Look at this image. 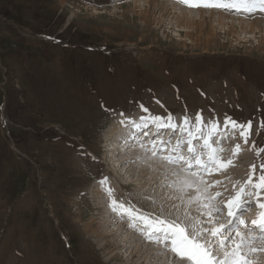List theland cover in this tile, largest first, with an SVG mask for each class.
I'll return each instance as SVG.
<instances>
[{
    "label": "rangeland",
    "instance_id": "1",
    "mask_svg": "<svg viewBox=\"0 0 264 264\" xmlns=\"http://www.w3.org/2000/svg\"><path fill=\"white\" fill-rule=\"evenodd\" d=\"M58 2L0 0V264H127L119 246L123 262L110 261L80 223L79 214L84 222L95 214L84 193L113 169L104 160L107 126L137 113L251 120L246 145L256 176L264 154L257 156L264 147V35L245 21H264V14L216 9L244 25L211 18L203 26L204 38L212 34L206 44L178 28L177 7L168 14L150 7L153 14L143 17V0ZM125 192L128 205L142 201ZM159 192L167 197L170 187Z\"/></svg>",
    "mask_w": 264,
    "mask_h": 264
},
{
    "label": "bare ground",
    "instance_id": "2",
    "mask_svg": "<svg viewBox=\"0 0 264 264\" xmlns=\"http://www.w3.org/2000/svg\"><path fill=\"white\" fill-rule=\"evenodd\" d=\"M178 2L179 0H167L166 2L165 1L161 2L159 0H146V1L143 0L142 4H145L147 8H146V12L142 13V16L145 17L149 13L153 14L154 11L151 12L149 11L150 7H153L155 10L157 7H160L161 10L159 9L157 10L158 12H160V14L163 12L164 14H168L170 6L173 9L177 7L180 12L179 15H181V18L175 19V22L178 24V28L182 27V29H186V30L188 29V31L189 30L194 31L196 33L195 40L197 41H199V38L205 34L203 32L207 31L204 29L203 26L209 23V21H211V18H215L216 16L218 17L217 21L221 23L220 26H222L224 21L226 22L229 21L231 24H233L235 23V20L238 21V24H240L241 27L242 25H244V23L241 22L242 17H229L223 13L216 14L218 13L216 9H207L203 7H188L184 4H181L180 2L179 4ZM65 3L66 0H59L58 2V4L62 6H64ZM133 3L134 5L139 4L136 1ZM195 16L197 17L195 18ZM161 17H164V15H162ZM245 22L247 24L246 25L247 30L253 32L254 29H257L258 34L264 35V28L260 27V24H264V21L262 19L255 18L251 23L250 22L248 23V21ZM230 29L232 31L228 30L227 34H231L233 32V29L232 28ZM207 33H208L207 34L208 37L204 38L203 36L204 39H202L201 41L206 44L208 43V41L211 40L209 36L212 35L210 34L209 31ZM258 45L259 46L264 45V37H261V40L259 41ZM207 48H205V52L208 51L209 48L208 49ZM138 115L139 114L137 113L135 116L137 117ZM172 118H173V123L177 125L178 128H185L184 126L185 116L182 117L175 115ZM115 119L112 123H110V125L107 126V132H106L107 134L106 136L104 135L103 136L105 138L107 137L104 140L106 141L105 142L106 145H107V141H110L109 146L113 145V142L119 141L118 143L115 144V147H118L119 145L122 144L124 140L130 137L129 135L130 131H132L134 126L132 123L127 122L125 119L122 118L120 119L115 118ZM133 119L134 120L132 121L137 122L135 118ZM187 119L189 120L190 123L185 128L184 133H181L180 131H176L174 133L172 131L171 135L167 137V139L162 140L165 142L171 140V144L166 145L169 149V152H165L164 153L165 155L169 154L171 148L177 142L181 141V139L187 140L189 138L188 137L189 131L192 133L193 136L199 135L195 127L196 116H189L187 117ZM213 124L214 122H211L209 117L202 116V126L200 130L202 136L199 139L192 140L193 146L201 148L202 152H203V148H202L203 140L205 138L210 137L212 132L211 126ZM165 129L166 128H161V132L159 133V135H161L162 133L163 135H166L165 132L167 129L166 130ZM163 130H165V132H162ZM217 130L221 135L218 138H214L215 140L214 143H212V141L210 140V143H212L213 148L222 149V152L220 153L221 162L227 163L229 161V157L231 156L235 157V159L231 160L232 166L228 167L227 170L221 171L218 168L215 171L216 168H212L209 170L208 174L204 175L202 180L206 182V185L209 187L211 194L213 195L216 193L221 194L218 197L219 202L229 203L232 199L236 197V194L237 192L240 191L241 186L246 184V182L250 178H252V176H250L251 171H244L242 170V168L244 165H246L248 169H252L253 168L252 159L254 158V156L251 155L248 146L242 141L240 133L236 134L231 128L226 129L224 127V124L221 123L218 124ZM140 135H142V132H140ZM152 140H154V138H152ZM231 143H235V145L230 146V148L232 149H229L228 146ZM149 144H151V142L148 144L129 146L122 151L115 149L114 147L112 148L109 157L106 156L105 154L104 160L107 161V165L112 166L113 171L107 170L109 171L108 173H104V174L102 173V176H104V178L99 180L97 183H93L94 184L93 186L91 185L93 188L91 187L90 192H88V195L87 192L84 193L86 197H90L92 199V203L90 205L87 203L89 206L93 207L91 210L89 209L90 210L89 212L93 214L95 212V214L94 215L90 214V218L88 222H84L85 220H83L82 217L83 213L79 214L81 216L80 223H83L82 230L84 234L87 236V238H90L91 241L97 243L98 248L97 247L96 248L100 250V252H103L105 256H110V261L113 260L116 262L118 261L123 262L122 258L117 255L118 250H120V248H118L119 246L122 248L121 251L124 254L123 256L126 257L127 264H180L178 258L175 257L170 251L165 250V248L162 245H157L154 243L147 242L145 238L139 234L138 231H134L130 227L129 221L127 219L121 220L110 209V203L112 200L117 201L118 205L128 206V204L124 200H122V198L126 194L125 191L129 189L132 191L133 195L135 193L136 196H139L135 198L142 199V201L141 200L137 202L135 201V204L133 203V208L139 209L142 213H149L150 218L154 219L156 217H161L166 220H175L181 223H188L185 216V214L187 213L193 217L199 218L201 220L203 219V217H200L196 211L198 206L195 205V207L192 206L190 208L186 203L187 200L192 199L195 197V195H197L195 191L190 190L187 191L186 193H181L180 191L170 188V193L167 197H162V195H160L159 190L168 187L167 185L172 183L175 180V177L170 175V170L172 166L167 165L161 159H159V161L156 160L155 157L151 156V153L149 151L145 150V146ZM253 144L256 145V141L252 142V145ZM237 145L244 147L243 149L247 147L246 148L247 151L245 152L241 151L238 156L234 155V150L236 149ZM157 147H159V145H157ZM187 149H188V145L185 144L182 149L185 158H188L189 155ZM263 157L264 154L260 155L258 157L259 159L257 158L258 161L256 159L258 164L262 163V159L264 161ZM114 163L116 164L113 165ZM114 167L115 168L117 167L118 171L114 170ZM235 175L237 176L235 177ZM108 177H113L117 179L116 180L118 181L117 186L120 190L117 188L116 183ZM133 178H136V180L143 181L144 183L140 184L141 182L137 181L136 185L138 184L140 186L133 187L135 186L131 182V179ZM212 185H218V186L212 187ZM198 186L202 187L204 185H198ZM250 189L251 187H249L247 191L251 192ZM109 192L112 193L111 196H109L108 194ZM191 192L194 195H190L189 193ZM228 193H229V197L227 196ZM251 193H252V196L250 197L251 206L249 207V209L251 207L256 208V210L254 209L256 214H253L254 216L252 217L249 212L247 216H245V218L249 219V221L251 222V224H246L247 228H251L254 221L258 222V216L261 210L258 207H256V205L258 203L264 204V189ZM129 200L131 201L132 199ZM84 202L86 203L87 201L82 200L80 204L79 202L75 201L72 203V205L74 206L77 205L81 207L80 205H82V203ZM244 202L248 203L247 200H245ZM78 213L81 212L78 211ZM243 232L242 235L247 237L248 231H245L247 232L246 234ZM252 235H259V233L254 232L252 233ZM109 238H111L112 240L117 239V241H112L111 243ZM235 239L238 242L239 238L237 237ZM120 242L122 245H119ZM228 245H226V250L231 251L234 245L231 244L229 247H227ZM244 251L245 252L250 251V255L245 256V259L248 260V264L258 263L261 261V259L258 256L260 254L257 253H264V243H260V242L252 243L250 249H245ZM222 255L223 254L221 253V256ZM261 263L262 262H260V264Z\"/></svg>",
    "mask_w": 264,
    "mask_h": 264
},
{
    "label": "snow or ice",
    "instance_id": "3",
    "mask_svg": "<svg viewBox=\"0 0 264 264\" xmlns=\"http://www.w3.org/2000/svg\"><path fill=\"white\" fill-rule=\"evenodd\" d=\"M179 2L188 7L223 10L235 15L248 16L255 10L264 11V0H179ZM130 123L137 131L141 132L146 128L155 127L159 133L162 127H166L174 133L176 131L184 133L190 122L185 116V128H178L173 123L172 115L169 114L166 120L163 117L155 116L150 119L141 118L139 123L135 121H130ZM252 124L251 120L247 124H241L231 117H225L224 120V127L239 131L245 144L250 138ZM201 126L202 116L197 114L195 127L199 135L193 136L189 131V138L177 142L167 155L164 154L169 152L166 145H170L171 140L167 142L158 139L152 140L151 144L145 146V150L149 151L152 157L159 158L167 165L172 166L170 175L175 177V180L168 184V187L181 193L190 190L197 193L186 203L190 208L193 205L198 206L196 211L199 216L203 217L202 220L187 213L185 216L188 223L166 220L161 217L153 219L150 218L149 213H142L139 209L133 208L131 203L128 206L118 205L115 200L111 201L110 209L121 220L127 219L130 227L134 231H138L147 242L162 245L165 250L170 251L178 258L180 264H248L245 256L250 255V251L245 252L244 250L250 249L252 243H264V204L256 205L261 210L258 222L254 221L251 228H248L247 237L240 231L242 227H247L242 216L251 206L252 193L247 189L249 187L257 191L264 189V163L261 164L262 174L259 177L253 176L246 184L242 185L234 199L227 204L219 202L218 197L221 194H211L206 182L202 180V176L208 174L212 168H219L221 171L227 170L232 166V161L221 162L222 149L212 147V143L215 142L214 138L221 135L217 130L218 124L214 123L211 126L210 137L203 140V152L201 148L193 146L192 140L202 136ZM260 129L264 131V120L260 123ZM185 144L188 145V158H185L182 151ZM252 148L255 151L257 146L253 144ZM261 152H264V147L257 151V156ZM239 154L240 146L237 145L234 155L238 156ZM250 171L255 173V166ZM253 179H257L258 182L253 183ZM216 186L218 185H212V187ZM108 194L112 195L111 192ZM245 200L248 203H245ZM225 209H227L226 215ZM254 232H258L259 235H252ZM237 237L239 238L238 242L235 239ZM228 244L234 245L231 251L226 250Z\"/></svg>",
    "mask_w": 264,
    "mask_h": 264
}]
</instances>
